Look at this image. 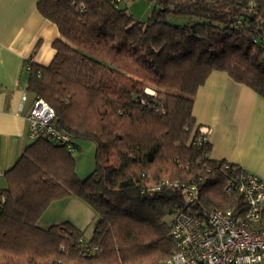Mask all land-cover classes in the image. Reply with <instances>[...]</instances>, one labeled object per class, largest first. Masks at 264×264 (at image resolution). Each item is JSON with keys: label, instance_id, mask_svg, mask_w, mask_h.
Instances as JSON below:
<instances>
[{"label": "trees", "instance_id": "16d2710c", "mask_svg": "<svg viewBox=\"0 0 264 264\" xmlns=\"http://www.w3.org/2000/svg\"><path fill=\"white\" fill-rule=\"evenodd\" d=\"M145 21L109 0H38L59 36L48 65L27 62L25 90L45 100L55 121L94 143V168L76 173L72 152L45 138L31 140L3 174L0 264H157L174 251L175 208L231 210L245 218L236 190L225 191L239 166L209 157L196 143L194 97L208 75L223 71L264 98V0H151ZM169 13L196 19L186 25ZM244 26L236 27L237 20ZM254 37H259L254 41ZM161 90L153 97L144 83ZM197 181L188 202L180 188ZM77 197L95 213L92 233L69 221L38 222L54 201ZM264 229V212L257 224ZM83 242L97 248L88 252Z\"/></svg>", "mask_w": 264, "mask_h": 264}, {"label": "crops", "instance_id": "0c3cea01", "mask_svg": "<svg viewBox=\"0 0 264 264\" xmlns=\"http://www.w3.org/2000/svg\"><path fill=\"white\" fill-rule=\"evenodd\" d=\"M37 2L0 0V189L7 184L3 173L31 142L25 114L33 95L25 90L26 64L48 65L59 36L55 24L39 14ZM192 114L208 129L211 159L235 164L264 182V98L227 73L213 71L195 94ZM49 207L39 226L61 223L45 215Z\"/></svg>", "mask_w": 264, "mask_h": 264}, {"label": "built area", "instance_id": "2783aa9c", "mask_svg": "<svg viewBox=\"0 0 264 264\" xmlns=\"http://www.w3.org/2000/svg\"><path fill=\"white\" fill-rule=\"evenodd\" d=\"M109 1L115 7L127 6V0ZM235 26L242 28L244 24L238 19ZM253 40L258 41L259 37ZM25 119L30 140L45 138L73 151V136L57 125L55 111L45 100L35 97ZM206 140L207 129L200 127L196 143ZM160 186L180 188L188 202H195L200 196L197 181L184 183L163 179L151 189L157 190ZM232 190L244 198L247 206L244 219L229 209L202 208L194 215L175 208L170 214L174 251L157 264H263L264 229L259 230L257 224L264 212V182L240 167L225 186L226 192ZM82 243L86 251H97L96 247Z\"/></svg>", "mask_w": 264, "mask_h": 264}, {"label": "rangeland", "instance_id": "374dc122", "mask_svg": "<svg viewBox=\"0 0 264 264\" xmlns=\"http://www.w3.org/2000/svg\"><path fill=\"white\" fill-rule=\"evenodd\" d=\"M153 8L154 3L151 0H128L129 12L139 21H145ZM166 20L174 25H186L193 21H197L194 18L177 16L172 13L168 14ZM144 84V91L151 94L153 97H156L157 92L161 90L152 83L146 82ZM76 144L80 147V150L74 148L71 152L76 162V173L79 177L84 178L94 168L95 146L91 141L83 139H76ZM52 203L45 213L46 216L54 215L57 216L56 220L60 222L69 221L75 224L79 229L84 231L85 238L91 235L95 213L84 201L77 197H67ZM41 221L43 223V219Z\"/></svg>", "mask_w": 264, "mask_h": 264}, {"label": "water", "instance_id": "95a60500", "mask_svg": "<svg viewBox=\"0 0 264 264\" xmlns=\"http://www.w3.org/2000/svg\"><path fill=\"white\" fill-rule=\"evenodd\" d=\"M262 26H263V28H264V22L262 23Z\"/></svg>", "mask_w": 264, "mask_h": 264}]
</instances>
